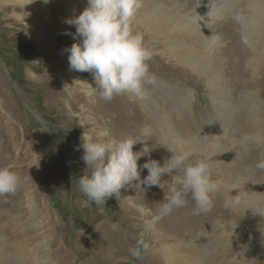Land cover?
Masks as SVG:
<instances>
[{
	"label": "rangeland",
	"instance_id": "1",
	"mask_svg": "<svg viewBox=\"0 0 264 264\" xmlns=\"http://www.w3.org/2000/svg\"><path fill=\"white\" fill-rule=\"evenodd\" d=\"M186 1L193 6L196 0ZM244 1L210 0L207 7H203L207 11L211 5L219 3V7L225 9L221 19L209 26L210 36L214 32L220 38L216 46L221 50L219 57L223 59V67L214 70L208 78L201 73L195 76L178 70L173 61L167 64V48L161 42V36L156 37L143 30L145 45L155 48L153 55L156 60L152 57L155 62L149 61L150 69L159 68L150 72L156 81L169 86L170 91L179 90L176 92L178 97L184 91L187 110L184 108L182 112L191 115L196 131L205 136L210 127H225L228 140L234 135L258 131L262 127L259 118L249 117L244 101L248 97H257L264 105V25L259 26L263 44L258 47V56L246 40L245 25L254 18H251V12H246L250 4ZM30 2L0 0V167L11 166L20 177L15 193L0 195V244L6 241L7 251L16 252L20 264H164L158 248L163 238L190 248L194 247L200 231H205L212 240L214 248L210 252L224 245H235L233 238L245 229L242 221L232 220L231 223L227 218L206 216L205 213L211 214V211H198L190 198L185 207L171 213L164 212L166 197L171 195L170 189L175 185L169 174L162 176L161 182L168 183L164 186L167 192L159 194L161 198L151 196L158 193L154 186L142 183L148 175L142 168L140 180L121 189L120 200L114 196L97 205L73 187L74 178L87 174L86 165L80 159L83 150H75L76 146L81 143L85 130L89 129L94 134L95 128L101 126L99 122L91 126L90 122H94V115H99L101 120L105 113L103 109L99 110V106L104 103L97 97L94 100L97 107L93 109L97 108L98 114L87 107L83 112L85 101L74 104L66 82L50 76L57 69L67 71L64 49L69 47L67 39L70 35L64 33H74L75 28L64 21L82 13L88 3L87 0ZM233 30L240 36L242 50L247 55L243 63L241 53L234 46L236 41L230 40ZM206 42L203 51L207 49L206 52L210 53L209 39ZM212 54H215L213 59H217V54ZM255 58L259 61L257 70L252 65ZM75 73L85 77L92 75L89 72ZM221 81L229 90L226 100L228 117L225 112L219 113L210 90L211 84ZM147 85L154 88V84ZM176 116L181 124L183 117ZM156 129L171 156L168 149L175 148L164 133L158 127ZM213 134L210 138H224L222 134ZM154 142L147 146L154 155L151 159L159 161L162 154L159 155L160 149L154 147ZM260 147L253 145L247 148L256 166L263 160ZM144 157L138 160L139 166L149 158ZM162 159L159 161L161 165L165 162ZM213 179L222 182L218 166L213 168ZM250 197L247 205L255 214L263 212L264 203L258 206L261 201ZM157 199H161L159 203ZM251 242L253 254L247 262L264 264V249L260 250L262 244L257 237H252ZM140 246H143V252H140ZM133 252L139 255H133ZM204 255L195 252L199 259ZM232 259L237 261L239 258Z\"/></svg>",
	"mask_w": 264,
	"mask_h": 264
},
{
	"label": "bare ground",
	"instance_id": "2",
	"mask_svg": "<svg viewBox=\"0 0 264 264\" xmlns=\"http://www.w3.org/2000/svg\"><path fill=\"white\" fill-rule=\"evenodd\" d=\"M180 1L188 3L186 0H160L159 3L155 0H141V7L133 21V28L136 32L142 34L143 38L146 37L143 31L144 29L147 33L153 34L156 37L161 36V42H163L167 48L166 54L168 56L165 54L168 59L167 64L173 61L175 63H173L174 66H176L178 70L189 72L193 75L201 73L202 76L208 78L214 70L222 69L223 59L219 57V55H221V50L216 46L217 44H213L210 40L208 49L211 54L206 52L207 49L203 51L204 44L207 43L206 40L209 39L208 36L210 37L209 26H211V22L206 24L205 21L209 19L207 14L210 8H214L216 12L219 13L220 17L225 9L224 7H219L220 4L217 3L216 5H211L207 11H204L203 7L206 6L210 0H196L193 6H191L190 3L184 5L179 3ZM245 1L250 4L246 12H251V18H254L245 25L246 28L244 29L245 33H247L246 40L252 52L259 56L258 47L263 44V41L261 42L263 36H261L262 33H259V26L264 25V0ZM253 4L255 6H253ZM195 5L197 6L195 7ZM216 12H214L213 15H215ZM242 18H244V16ZM237 35L238 34L233 30L232 34H230V40L236 41L234 46L241 53L243 63L247 55L242 50V40L239 38V35L237 38ZM75 42L76 41L70 35L67 39L69 47ZM35 44L36 47L39 48V45L37 43ZM147 47L152 52L155 51L154 47ZM59 52L61 54L62 50ZM214 52L217 54V59H213V55L215 54L212 53ZM66 55L67 71L62 72V70L57 69L50 77L55 80L62 78L66 82L68 88L71 90L70 96L74 104L85 101L86 106L82 104L83 112L85 107L95 112L97 108H93L97 107V105L96 103L94 104V100H97V97L100 98V101L104 104L103 106H99V110L103 109V113L105 114H103V117L101 116V120L99 119V115H94V122H90L91 126H94L97 122L101 123L100 127H108L112 137L115 139L134 138L138 142L134 145V152L141 151L143 149L142 145L148 144L152 146L151 142L156 141L153 145L155 148L160 149L159 155L162 154V156L159 161L161 162L162 158V160H166V158H170L171 156L166 151L165 145L161 143V139L156 131L158 127V129L164 133L170 144L173 145L172 147H174L175 150H180L181 148L193 149L197 154L192 157V160L203 157L214 158L212 159L214 166H218L222 173V182H219L221 185L220 190L212 195L213 207L211 209V214L205 213V215H212L211 217H216L218 219L227 218L231 223L232 220L242 221L245 229L237 233L233 238L235 245H224L210 252L214 247L212 240L208 238L205 231H200L197 234L196 241L194 240L195 245L190 248L182 247L183 245L180 243H171L168 239L163 238L159 242L158 248L159 256L161 260L164 261V264H202V262L203 264H251L247 262V258L251 257L253 254L251 238L257 237L259 243L262 244L260 250L264 249V211L255 214L251 206L247 205V203H249L247 199L250 196L257 198L258 201H261V203H257L258 206L264 203L262 202L264 201V169L258 170L257 166L252 162L253 157L249 155V150L243 149L239 145L233 146L225 137L221 140L210 138V135L215 132L216 133L213 135H223L224 128L215 129L210 127V130L207 132L208 134L206 133L207 136L200 131H196L192 119L190 120L191 115L188 114V112L187 114L182 112L186 104H184L185 99L183 98L185 97L184 91L180 94L181 96L178 97L176 92L179 90L173 89L174 91H170L171 89L168 88L169 86L166 84L164 85L160 81L153 83L154 88L145 85L142 94L124 93L115 96L110 101H105L100 97L99 90L95 89L96 85L92 75H90V77H85L83 74L78 75L75 71L69 70L67 52L65 56ZM154 59L152 58L151 61L155 62L156 59ZM257 59L258 58H255L252 62L254 70H257L259 66V61ZM158 69L159 68H154L150 70L158 71ZM223 82L211 84L210 90L215 97L214 102H216L218 106L219 113L225 112V116L228 117L229 113L226 112L229 111V107L226 104V100L229 90L226 88L225 82ZM79 87H81L80 90L82 91L78 90ZM244 106L248 109L249 117L254 115L259 118L262 124L260 130H264L263 102L257 97H248L244 101ZM96 113L98 114L97 111ZM176 114L183 117V122L181 124L179 123L180 121L178 122L179 118L177 119ZM225 120H227V118ZM260 148L263 159L262 162H264V146ZM206 153L210 155H204ZM150 155L154 156L152 153ZM142 157L145 158L144 156ZM144 173H147L146 169ZM180 175H182V172ZM167 183L168 182H161L162 188L158 185L154 186L158 193L151 196H153V198H161L159 194L164 195L167 192V188L164 187ZM251 198L252 197H250V199ZM157 200L159 203L161 199ZM263 207L262 209H264ZM231 208H233V211H230ZM1 222L2 221H0V224ZM6 244V241L0 244V264H15L18 262L20 264V259L15 254L16 252H8ZM196 251L206 255L199 259V256H195ZM234 257H238L239 259L234 261L232 259Z\"/></svg>",
	"mask_w": 264,
	"mask_h": 264
},
{
	"label": "clouds",
	"instance_id": "3",
	"mask_svg": "<svg viewBox=\"0 0 264 264\" xmlns=\"http://www.w3.org/2000/svg\"><path fill=\"white\" fill-rule=\"evenodd\" d=\"M48 2L44 0V3ZM87 3L82 13L64 21L75 28L74 33H64L76 41L64 49L68 53L70 70L91 73L95 89L105 101L124 93L142 94L144 86L155 83L156 77L149 66L153 52L145 45L142 34L132 26L141 0H87ZM214 12L216 10L210 8L206 24L221 19L219 13L213 15ZM208 38L213 44L220 40L214 32ZM223 136L228 140L225 127ZM228 142L243 149L253 145L264 146V130L234 135ZM137 143L132 137L113 138L108 127H96L94 134L89 129L85 130L75 150H83L80 159L86 165L87 174L74 178L73 187L97 205L114 196L120 200L121 189L140 180L142 168L148 172L142 181L148 187H161L164 174L175 180L170 189L171 195L166 197L168 202L163 205L165 213L185 207L189 198L198 211H211L212 195L221 187L213 179L211 157L192 160L196 153L191 148L168 149L172 155L161 165L151 159L152 149L147 145L134 152ZM142 156L149 158L139 166L138 160ZM257 168L264 169V162L259 163ZM19 184L20 177L11 166L0 167V195L15 193ZM133 255L139 253L133 252Z\"/></svg>",
	"mask_w": 264,
	"mask_h": 264
},
{
	"label": "water",
	"instance_id": "4",
	"mask_svg": "<svg viewBox=\"0 0 264 264\" xmlns=\"http://www.w3.org/2000/svg\"><path fill=\"white\" fill-rule=\"evenodd\" d=\"M140 252H143V246H140Z\"/></svg>",
	"mask_w": 264,
	"mask_h": 264
}]
</instances>
